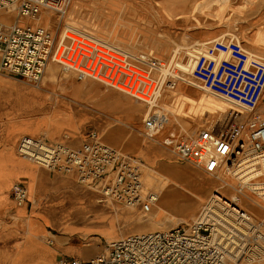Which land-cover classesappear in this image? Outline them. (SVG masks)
Wrapping results in <instances>:
<instances>
[{"label": "built area", "instance_id": "2783aa9c", "mask_svg": "<svg viewBox=\"0 0 264 264\" xmlns=\"http://www.w3.org/2000/svg\"><path fill=\"white\" fill-rule=\"evenodd\" d=\"M72 0H0V71L39 83L48 62L72 49L77 32L63 24ZM15 13L7 21L3 15ZM97 44L106 43L84 35ZM100 49L95 47V53ZM150 65L158 59L146 55ZM193 61V76L208 90L235 103L248 115L264 101V57L250 52L235 37L211 39L180 48L168 62V85L177 83L179 62ZM164 112L151 113L146 126L157 133ZM186 140L169 143L181 158L197 162L207 171L233 172L238 193L264 198V119L231 118L217 131L202 128ZM22 154L45 169L74 173L77 179L100 187L102 197L127 205L143 203L148 209L154 193L145 191L142 162L117 146L94 137L80 146L43 133H25L17 143ZM232 166V168L230 167ZM28 184L11 188L15 205L29 201ZM57 264H264V221L243 206L237 195L215 190L192 220L167 228L128 233L107 239L102 250L89 259L62 255Z\"/></svg>", "mask_w": 264, "mask_h": 264}, {"label": "bare ground", "instance_id": "6f19581e", "mask_svg": "<svg viewBox=\"0 0 264 264\" xmlns=\"http://www.w3.org/2000/svg\"><path fill=\"white\" fill-rule=\"evenodd\" d=\"M87 1L72 0L70 3L72 5L67 12L66 24L77 32L69 33L74 41L68 54L62 57L63 46L59 59L48 62L39 83L21 77L30 81H23L20 84V90L16 92V96L22 100L21 103H26L27 99L33 97L34 94L38 95L37 92L43 87L42 81L44 77H58L61 65L72 72V74L68 72V76L62 78H66V80L84 88L94 89L98 87L100 90L101 82H105L107 84L106 89L114 98L111 101L112 105L121 107L131 118L137 119L141 116L145 103L148 102L153 106L158 104V109L152 112L149 109L146 110L145 126L147 117L151 113L164 112L167 117L162 128L165 127V129L171 131L172 128L179 127L182 129V134H185L184 130H186L188 133L190 132V136L197 134L196 132L202 129H195L191 133L190 129L184 125L185 123L181 118L182 105L179 101L176 102L177 95L175 97V87L178 82V86H188L189 83H192L206 89L201 96L202 100L210 107H217L222 110L234 108L237 115L243 117L241 119L249 117L264 119V101L261 102L255 111L245 117L248 113L240 107L238 108L235 103L228 99L226 100V98H219V96L216 97L210 94L202 83L191 80L188 77V72L192 73L193 61L188 60L187 62L178 63V69L173 72L178 73L176 75L179 79H177L174 87L169 86L167 78L171 71H169L167 65L170 60H174L176 57L181 46L179 43L174 47L173 51L175 53L169 61L164 62L158 59L157 65H152L156 69V76L152 74L150 68L133 64L129 60L128 51L122 47L124 41L122 35L112 29L106 21L101 22L98 20V22H95L98 23L97 26L85 27L86 25L78 18L79 12L82 7L87 5ZM101 1L107 4L116 0H98V2ZM134 1L139 4L142 3L141 5L144 7L156 8L162 15L171 19L181 15L172 6L182 0ZM212 1L225 3L227 0H203V2L195 4L194 8ZM3 18L7 21V24H10L11 20L14 21L16 19L15 13L3 15ZM152 32V26L145 31L146 45H149L150 50L157 49L163 53L167 52L171 48L169 38L153 37ZM84 35L95 37L106 44H97ZM158 35L162 36L163 33L158 32ZM237 39L242 42L240 37H237ZM97 46L100 50L95 53V47ZM250 52L259 55L256 51L250 50ZM133 56L138 61L150 64L145 57V53L141 52ZM75 73L83 77L84 80L76 81L74 78ZM165 83L172 91L164 89ZM160 103H168L169 106H165L166 104L163 106ZM208 127L211 126H205L203 129ZM147 130L151 134L148 128ZM119 131L108 130L102 140L114 143L113 145L126 153L137 154L141 157L144 190L154 193V202L151 203L148 209H145L143 203L127 205L116 200H107L102 197L99 186L76 180L70 175H75L74 173L44 174L42 165L37 161L22 155L20 152L13 151L12 148L6 149L3 146H0V176L15 174V178L19 179L21 175H25L28 178L27 196L34 199V211L42 215L48 222L65 231H80L84 234H88L91 231H99L111 237L128 234L123 231L117 234L116 231L119 228L130 229L132 230L130 233L148 231L155 228H167L176 225L180 220H189L186 215L195 209L192 198L202 199L203 201L215 190L222 191L229 196L237 195L243 206L249 209L256 218L264 221V198L257 200L247 196L245 193H238L239 181L233 172L227 169L219 174H214L204 169L197 162L179 161L177 153L172 149H167L156 138L148 136L139 128H136L131 133L124 129ZM26 133L38 134L32 131H27ZM42 133L50 137L55 136L53 131H44ZM154 134L156 133L151 135ZM56 137L59 139L64 138L62 136ZM171 140L167 139L165 143H169ZM230 167L232 168V166ZM146 187L149 190H146ZM8 189L9 185L0 187V207L13 202V199L7 193ZM99 193L101 194L100 197H98ZM106 201L120 206V213L116 215L111 212L108 206L104 205ZM178 211L184 213V215L177 214Z\"/></svg>", "mask_w": 264, "mask_h": 264}, {"label": "crops", "instance_id": "0c3cea01", "mask_svg": "<svg viewBox=\"0 0 264 264\" xmlns=\"http://www.w3.org/2000/svg\"><path fill=\"white\" fill-rule=\"evenodd\" d=\"M197 1L182 0L174 4L173 9L181 15L173 19L189 14ZM201 19L205 22L204 17ZM180 23L188 25L189 21ZM45 78L46 82L38 89V95L34 94L26 103H21L16 92L20 90V84L28 80L0 72V146L12 148L16 152L14 146L27 131H53L55 138L66 134L68 140L64 138L76 145L94 137L104 138L108 130L124 129L131 133L137 128L133 125L134 118L117 105L104 108L111 94L108 89L84 88L66 78L63 81ZM118 116L124 120L117 121ZM23 176L27 181L25 175L20 177ZM16 180L15 174L0 176V187L9 185L7 193L11 198V188ZM28 199L24 205H16L15 213L6 219L8 225L0 219V264H57L61 255L85 260L102 249L108 238L105 233L91 231L84 234L80 231L61 230L36 213L34 199ZM104 203L114 214L120 213V206L108 201ZM10 204L0 207V216L2 210ZM117 230L116 233L132 231L123 228Z\"/></svg>", "mask_w": 264, "mask_h": 264}, {"label": "rangeland", "instance_id": "374dc122", "mask_svg": "<svg viewBox=\"0 0 264 264\" xmlns=\"http://www.w3.org/2000/svg\"><path fill=\"white\" fill-rule=\"evenodd\" d=\"M198 2H203V0H199L197 3ZM141 4L142 3L139 4L134 0H116L113 3L107 4L104 1L98 2V0H88L87 5L82 7V10L79 12L78 18L81 19L86 25L85 27L97 26L98 23L95 22H98V20L101 22L106 21L112 29H114L118 34L122 35V39L124 40L122 47L128 51L129 60L135 65H144L150 68L153 75H155L156 69L150 64L148 65L147 63L138 61L136 57L133 56L134 54L136 55L142 52L147 55H152L161 61L167 62L172 58V55H174L175 52L173 50L174 47L178 45V43L181 45V48L208 39L210 40L227 37H235L237 39V37H240L243 45L248 50L250 49L256 51L259 53L258 56L264 57V0H227L225 3L212 1L210 3L202 4L197 8H193L189 14L182 16L183 18L180 17L175 20L162 15L156 8L149 6L144 7ZM71 5L68 7L67 12L71 8ZM67 12L64 17V25L67 22ZM202 17L205 18V22H203L201 19ZM184 20H188L189 24L182 25L180 22H183ZM151 26L153 28V37L169 38L171 42V48L167 52L163 53L157 49L150 50L149 45H146L147 40L145 39V31ZM209 30L211 31L210 33ZM158 32L163 33V35H158ZM68 72L71 71L60 65L58 71L59 76L55 77L54 79L63 81L62 77L68 76ZM188 77L195 82L201 83L190 72H188ZM74 78L76 81L84 80V78L80 77L77 73H75ZM45 82L46 78L44 77L42 84L44 85ZM178 84L175 87V97L177 95L176 102L179 101L182 105L181 118L185 123L184 125L190 129L191 133L195 129L199 130L205 126H211L215 130L221 131L228 124L232 117L236 119L243 118L237 115V112H235L234 108L222 110L220 108L210 107L207 105V103L202 100L201 96L206 89L196 86L192 83H189L188 86H178ZM106 86L107 84L105 82H101L100 87L103 90L106 89ZM164 89L172 91V89L167 87L166 83L164 84ZM209 93L216 97L219 96V98H224L210 90ZM107 98V105L104 108L108 109L112 106L111 101L114 98L111 95H108ZM160 104L163 106L165 104V106H169L168 103ZM158 108V104L153 106L148 102L145 103L141 116L137 119H134L135 121L133 125L137 126V128L141 129L148 136L156 138L162 145L171 150L172 147L165 143L167 139L186 140L190 136V132L188 133L186 130H184L185 134H182V129L179 127L172 128L171 131L165 129L164 127L158 133L151 135L145 126L146 110L149 109V111L152 112ZM247 116L248 114L245 115V117ZM116 120L122 121L124 119L123 117L118 116L116 117ZM60 136L67 138L66 134H62ZM82 143L83 142H78L73 146H80ZM16 146L17 145H15L16 151L19 153ZM133 155L137 156L139 159L141 158L137 154ZM177 159L179 161L195 162L190 159L181 158L180 156H177ZM42 169L44 173H62L58 171H49L44 167ZM70 175L78 180L75 175ZM20 180L27 183L24 176L20 177V179L16 180L15 182ZM146 190L149 189L146 187ZM192 199L195 209L190 211L188 215L185 214L187 218L189 217V220H192L196 216L207 198H204L205 200L203 201L202 199ZM16 207L17 206L14 204L13 200L9 206L4 208L0 216L1 222H3L5 225H8V221L6 219L15 213L14 209ZM177 214L184 215V213L179 211ZM117 236L119 235H114L108 238L111 239Z\"/></svg>", "mask_w": 264, "mask_h": 264}]
</instances>
